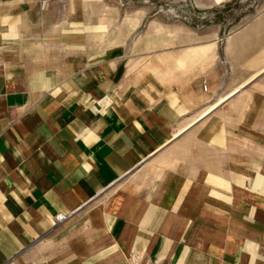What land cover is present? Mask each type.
<instances>
[{
  "label": "crops",
  "instance_id": "0c3cea01",
  "mask_svg": "<svg viewBox=\"0 0 264 264\" xmlns=\"http://www.w3.org/2000/svg\"><path fill=\"white\" fill-rule=\"evenodd\" d=\"M86 1L0 0V264H264V0L134 64Z\"/></svg>",
  "mask_w": 264,
  "mask_h": 264
},
{
  "label": "rangeland",
  "instance_id": "374dc122",
  "mask_svg": "<svg viewBox=\"0 0 264 264\" xmlns=\"http://www.w3.org/2000/svg\"><path fill=\"white\" fill-rule=\"evenodd\" d=\"M86 2L82 6L83 44L88 48L91 44L95 46L99 57L112 55L114 51L133 64L147 58L140 51L160 50L158 46L169 45L177 33L186 42L188 28H211L226 33L262 7L257 0H225L212 6L197 5L194 0Z\"/></svg>",
  "mask_w": 264,
  "mask_h": 264
},
{
  "label": "built area",
  "instance_id": "2783aa9c",
  "mask_svg": "<svg viewBox=\"0 0 264 264\" xmlns=\"http://www.w3.org/2000/svg\"><path fill=\"white\" fill-rule=\"evenodd\" d=\"M203 87L205 88V84H203ZM65 214L64 213H57L55 218H56V221H61L65 218Z\"/></svg>",
  "mask_w": 264,
  "mask_h": 264
}]
</instances>
